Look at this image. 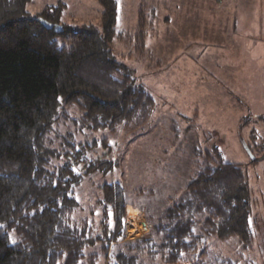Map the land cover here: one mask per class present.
I'll use <instances>...</instances> for the list:
<instances>
[{
    "label": "trees",
    "instance_id": "1",
    "mask_svg": "<svg viewBox=\"0 0 264 264\" xmlns=\"http://www.w3.org/2000/svg\"><path fill=\"white\" fill-rule=\"evenodd\" d=\"M28 1L0 0V264H98L112 248L107 264H207L213 237L247 245V173L208 150L178 194L146 202L154 211L146 239L119 242L127 201L119 183L101 185L86 210L75 189L117 161L109 150L87 157L96 142L76 141L77 128L55 143L57 125L114 131L143 122L155 100L113 55L117 0H98L102 32L64 23L61 3L26 17Z\"/></svg>",
    "mask_w": 264,
    "mask_h": 264
},
{
    "label": "rangeland",
    "instance_id": "2",
    "mask_svg": "<svg viewBox=\"0 0 264 264\" xmlns=\"http://www.w3.org/2000/svg\"><path fill=\"white\" fill-rule=\"evenodd\" d=\"M59 3L64 23L102 32L98 0H29L24 16ZM114 29L115 59L133 70L155 105L143 122L114 131L84 129L82 136L73 121L57 125L55 143L77 128L76 141L96 142L87 157L109 150L117 161L111 171L87 175L75 189L78 200L87 210L101 185L119 183L127 195L119 242L146 239L154 215L146 202L158 207L160 198L178 194L208 150L247 173L251 240L213 237L205 260L264 264V0H117ZM114 249L97 263L107 264Z\"/></svg>",
    "mask_w": 264,
    "mask_h": 264
},
{
    "label": "built area",
    "instance_id": "3",
    "mask_svg": "<svg viewBox=\"0 0 264 264\" xmlns=\"http://www.w3.org/2000/svg\"><path fill=\"white\" fill-rule=\"evenodd\" d=\"M143 226H144V224H143ZM145 227V226H144Z\"/></svg>",
    "mask_w": 264,
    "mask_h": 264
},
{
    "label": "flooded vegetation",
    "instance_id": "4",
    "mask_svg": "<svg viewBox=\"0 0 264 264\" xmlns=\"http://www.w3.org/2000/svg\"><path fill=\"white\" fill-rule=\"evenodd\" d=\"M264 132V131H263Z\"/></svg>",
    "mask_w": 264,
    "mask_h": 264
}]
</instances>
